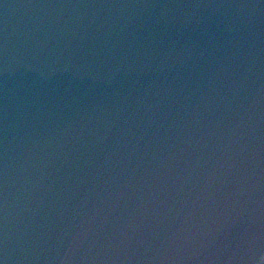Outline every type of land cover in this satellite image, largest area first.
Listing matches in <instances>:
<instances>
[{
  "label": "water",
  "instance_id": "water-1",
  "mask_svg": "<svg viewBox=\"0 0 264 264\" xmlns=\"http://www.w3.org/2000/svg\"><path fill=\"white\" fill-rule=\"evenodd\" d=\"M264 0H0V261L262 264Z\"/></svg>",
  "mask_w": 264,
  "mask_h": 264
},
{
  "label": "clouds",
  "instance_id": "clouds-1",
  "mask_svg": "<svg viewBox=\"0 0 264 264\" xmlns=\"http://www.w3.org/2000/svg\"><path fill=\"white\" fill-rule=\"evenodd\" d=\"M262 264H264V256L261 257Z\"/></svg>",
  "mask_w": 264,
  "mask_h": 264
},
{
  "label": "snow or ice",
  "instance_id": "snow-or-ice-1",
  "mask_svg": "<svg viewBox=\"0 0 264 264\" xmlns=\"http://www.w3.org/2000/svg\"><path fill=\"white\" fill-rule=\"evenodd\" d=\"M0 264H3V261H0Z\"/></svg>",
  "mask_w": 264,
  "mask_h": 264
}]
</instances>
